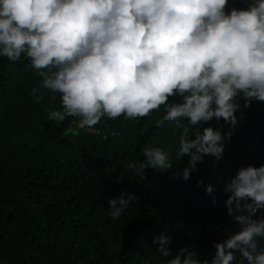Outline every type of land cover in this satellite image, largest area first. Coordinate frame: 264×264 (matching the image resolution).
Here are the masks:
<instances>
[{
	"label": "clouds",
	"instance_id": "9594fccd",
	"mask_svg": "<svg viewBox=\"0 0 264 264\" xmlns=\"http://www.w3.org/2000/svg\"><path fill=\"white\" fill-rule=\"evenodd\" d=\"M246 2L229 10V0H0V57H23L42 78L31 90L37 104L42 89L60 95L47 116L57 127L77 117L83 130L163 106L156 125L181 129L175 159L168 148L145 144L144 159L126 170L166 171L187 155L177 177L188 180L205 156L223 157L232 135L197 125L223 118L234 127L241 97L264 102V0ZM224 191L239 230L215 243L210 260L189 247L173 254L171 237L161 234L155 252L166 264H264V214L256 215L264 209V164L242 165ZM135 199L134 192L109 198L110 217L119 219Z\"/></svg>",
	"mask_w": 264,
	"mask_h": 264
},
{
	"label": "trees",
	"instance_id": "16d2710c",
	"mask_svg": "<svg viewBox=\"0 0 264 264\" xmlns=\"http://www.w3.org/2000/svg\"><path fill=\"white\" fill-rule=\"evenodd\" d=\"M246 6L229 0V10ZM27 63L0 57V264H166L155 252L161 234L171 237L173 254L189 247L210 260L215 243L239 230L224 188L242 165L264 164V102L248 105L241 97L234 127L223 118L197 125L232 135L223 157L205 156L188 180L177 177L187 155L171 169L148 167L140 176L125 166L144 159L145 144L166 147L175 159L181 129L156 125L164 107L133 120L105 117L83 130L79 118L68 117L57 127L47 116L60 107V95L42 89L37 104L31 90L42 78ZM133 192L129 209L110 217L109 198Z\"/></svg>",
	"mask_w": 264,
	"mask_h": 264
}]
</instances>
